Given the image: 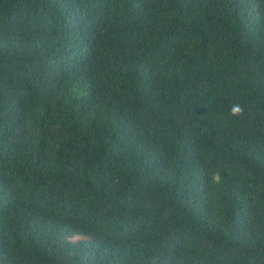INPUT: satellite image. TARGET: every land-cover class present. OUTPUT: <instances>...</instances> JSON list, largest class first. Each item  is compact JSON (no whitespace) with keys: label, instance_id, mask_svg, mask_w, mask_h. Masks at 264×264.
<instances>
[{"label":"trees","instance_id":"1","mask_svg":"<svg viewBox=\"0 0 264 264\" xmlns=\"http://www.w3.org/2000/svg\"><path fill=\"white\" fill-rule=\"evenodd\" d=\"M0 264H264V0H0Z\"/></svg>","mask_w":264,"mask_h":264},{"label":"clouds","instance_id":"2","mask_svg":"<svg viewBox=\"0 0 264 264\" xmlns=\"http://www.w3.org/2000/svg\"><path fill=\"white\" fill-rule=\"evenodd\" d=\"M231 111L233 115H238L241 109L239 107L234 106Z\"/></svg>","mask_w":264,"mask_h":264}]
</instances>
